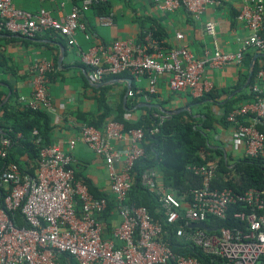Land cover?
Segmentation results:
<instances>
[{"label": "built area", "instance_id": "obj_1", "mask_svg": "<svg viewBox=\"0 0 264 264\" xmlns=\"http://www.w3.org/2000/svg\"><path fill=\"white\" fill-rule=\"evenodd\" d=\"M67 14L54 18L40 8L34 13L17 9L12 0H0V33L34 39L46 34L65 38L68 45L77 47L74 36L85 31L80 21L83 12L97 0H79ZM163 13L182 9L189 18L198 22L203 12L217 4V0H152ZM264 0H253L242 5L238 21L248 35L235 52L219 49L215 40V25L202 24L205 35L212 40V48L196 57L181 45L167 48L156 41L151 32L141 33L137 40H114L109 44H96L86 51H78L80 63L88 69L92 81L129 74L145 78L146 91H129L147 103L156 93L157 79L167 76V88L172 93H185L196 99L213 91L205 77V69L221 70L239 67L245 52L264 50ZM100 26H110L111 16L98 18ZM84 38L89 35L84 33ZM182 36L175 34V39ZM53 65L36 58L30 66L29 98H19L23 108L49 113L52 105L48 95V75ZM249 93L253 99L241 103L225 115L230 128V144L234 152L259 159L264 163V68L257 71ZM214 106V105H213ZM216 107V106H215ZM211 114L221 116L222 111L211 108ZM155 121L149 132L169 118L163 112L152 113ZM247 122L246 124H243ZM36 135V131L32 132ZM79 140L95 156L102 159L108 190L119 219L109 236H104L102 217L108 200L93 197L87 187L76 180L70 152L74 141L67 142V152L56 146L38 148L36 166L29 174L13 162L0 167V264H62L66 255L76 264H200L196 257L172 251L168 241V228L182 245L198 249L204 256L222 264H264V190L248 189L242 194L229 189L211 187L215 177L214 164L192 165L186 169L197 176L201 186L187 194L175 195L163 188L153 169L140 175L141 185L157 196L162 211L159 220H153L141 206L127 203L133 184L132 168L143 157L141 146L143 131L139 128L124 130L122 124L107 121L102 130L82 124ZM115 142H125L126 148ZM38 146L39 139L34 141ZM11 141L0 136V159H6ZM264 166V165H263ZM264 179V171H263ZM235 205L231 218L239 226L219 228L206 225L208 218L225 220ZM17 212L24 226H17L11 216ZM202 224L206 229L189 228Z\"/></svg>", "mask_w": 264, "mask_h": 264}, {"label": "crops", "instance_id": "obj_2", "mask_svg": "<svg viewBox=\"0 0 264 264\" xmlns=\"http://www.w3.org/2000/svg\"><path fill=\"white\" fill-rule=\"evenodd\" d=\"M96 2L101 3L100 8L94 6ZM96 2L80 17L85 31L76 32L74 39L77 47L68 45L65 38L60 36L41 34L34 39H25L0 33V125L3 131L5 128L9 129L11 116L24 112L19 98L30 97L29 78L32 61L36 58L49 61L53 65V71L48 75V95L52 105V110L47 113L51 126L48 146H56L67 152V142L73 140L75 144L70 156L73 159L75 176L80 181H87L90 193L106 198L109 204L113 201L108 190L102 159L90 152L78 137L79 127L89 122L90 116L99 114L96 105L100 90L105 89L104 96L110 109L106 122L114 121L113 118L119 108L123 110V119L126 121H136L144 114L140 108H149L145 106L148 104L165 112H192L193 116H199L196 113L198 109L187 94L172 93L168 90L165 75L157 79L156 93L147 103L143 102L139 95H128L129 91L133 93L146 91L147 82L143 77L135 79L129 74H122L104 78L99 82L92 81L88 69L79 61L78 51H86L96 44H109L114 40H137L141 33L150 32L152 28L167 48L181 45L196 57H200L203 50L212 48L211 38L205 35L202 29L204 22L211 21L215 25L214 40L219 49L224 52H235L248 35L247 30L236 21L235 16L242 5L250 6L253 0H217L215 6L203 12L198 22L189 18L182 9L172 13L160 12L154 7L152 0ZM12 3L17 9L30 13L43 8L50 12L52 17L58 18L67 14L72 6H79L80 1L12 0ZM103 8L106 15H101L104 12ZM107 15L111 16V25L100 26L98 18ZM84 33L89 35V39L84 38ZM175 34H180L182 38L176 40ZM254 54L258 55L254 62L263 64L261 58H264V50ZM245 70L242 66H228L221 70L205 69V77L212 83L219 103H225L246 89V86L243 88V84L231 93H222L223 90L227 92L233 89ZM254 83L258 82L254 80ZM209 108L218 109L213 105ZM212 136V143L223 147L232 157L242 155L231 149L229 127L225 129L216 127ZM114 145L126 148L125 142H115ZM20 159L26 160L25 156H21ZM24 166L30 168L32 164L28 162ZM158 182L161 185L159 175ZM118 222L119 219L113 210L102 217L104 236H109Z\"/></svg>", "mask_w": 264, "mask_h": 264}, {"label": "trees", "instance_id": "obj_3", "mask_svg": "<svg viewBox=\"0 0 264 264\" xmlns=\"http://www.w3.org/2000/svg\"><path fill=\"white\" fill-rule=\"evenodd\" d=\"M93 3L92 5H94ZM101 3L96 2L94 6L100 8ZM101 15H106V10ZM150 32L156 41L161 39L157 36L155 31L150 28ZM255 52H245L240 67H245V72L237 85L230 89V91L223 90V94L231 93L233 90L240 88L246 81L247 65ZM263 64L259 65L254 62L252 67V75L246 85L244 91H240L225 103L218 102V95L212 91L203 95L200 98L190 101L194 103L198 109L196 113L199 116H193L192 112H179L169 115V118L161 125L157 126L155 133H150L152 125L155 121L151 118L152 113H160L156 107L140 108L144 112L143 115L137 118L136 121H126L123 119V110L119 108L116 116L113 118L115 122L122 124L124 130L139 128L143 131L142 149L143 157L138 159L132 168L133 184L127 195V203L133 206L144 207L153 220L161 218L162 211L157 201V196L145 189L140 183V175L144 170L153 169L161 180L163 188L172 191L175 195L187 194L192 188L201 186V182L197 176H194L186 168L188 166L214 164L216 166L215 177L211 183L212 188L229 189L233 193L242 194L248 189L264 190V163L259 159L248 158L243 155L232 157L223 147L212 143V134L216 127L225 129L229 124L225 121V115L233 108L241 103L253 99L252 94L249 93L250 87L254 84V77L258 70L264 68V58H261ZM105 89L100 90V96L97 99L96 110L98 115L91 117L89 122L84 124L89 125L97 130H102L106 118L109 117L110 109L106 104L104 96ZM153 97V96H152ZM211 105L216 106L222 111L221 116H214L211 114ZM202 109H205L203 112ZM244 122L243 124H246ZM9 129H1L0 136H5L11 141L6 159H0V167L5 162H13L17 165L19 170L32 174L36 161L38 158V148L49 145L50 133V119L44 111L24 110L23 113L14 114L11 116ZM264 134V128H258ZM36 131V135L32 132ZM39 139V144L36 146L34 141ZM25 156V161L20 159ZM32 164L30 168L25 167L27 163ZM75 179L80 181L75 175ZM90 193V185L87 181H80ZM91 194V193H90ZM1 195V190H0ZM93 197L98 198L95 194ZM1 196H0V207ZM114 204L111 202L107 205L105 217L109 211L113 210ZM238 209L235 205L229 210L225 220H218L208 218L207 226L209 230L214 231L210 227L232 228L239 226V222L231 218L233 210ZM12 221L17 226H24L17 212L9 215ZM168 228L169 246L173 252L190 255L196 257L200 264H222L219 260H212L204 256L198 249L188 245L180 244L173 237V227ZM62 264H76L73 259L66 255L60 256Z\"/></svg>", "mask_w": 264, "mask_h": 264}, {"label": "water", "instance_id": "obj_4", "mask_svg": "<svg viewBox=\"0 0 264 264\" xmlns=\"http://www.w3.org/2000/svg\"><path fill=\"white\" fill-rule=\"evenodd\" d=\"M256 57H258V55H257V54H254V55L252 56V58H251L249 64H248V75H247V78H246V81H245V83H244L243 88L247 85V83H248V81H249V78H250L251 75H252L253 62H254V60L256 59ZM145 106H147V107H149V108L154 107V106H152V105H150V104L145 105ZM160 112L166 113V114H168V115H172V114L177 113V111H176V112H175V111H174V112H165V111H162V110H160ZM189 228L206 229V227H205L204 225H202V224H191V225H189Z\"/></svg>", "mask_w": 264, "mask_h": 264}, {"label": "rangeland", "instance_id": "obj_5", "mask_svg": "<svg viewBox=\"0 0 264 264\" xmlns=\"http://www.w3.org/2000/svg\"><path fill=\"white\" fill-rule=\"evenodd\" d=\"M214 136V135H213ZM213 136H211V138H213Z\"/></svg>", "mask_w": 264, "mask_h": 264}]
</instances>
